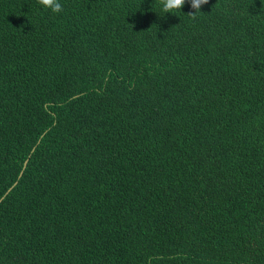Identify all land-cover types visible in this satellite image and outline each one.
Masks as SVG:
<instances>
[{
  "label": "trees",
  "instance_id": "16d2710c",
  "mask_svg": "<svg viewBox=\"0 0 264 264\" xmlns=\"http://www.w3.org/2000/svg\"><path fill=\"white\" fill-rule=\"evenodd\" d=\"M0 0V264H264V0Z\"/></svg>",
  "mask_w": 264,
  "mask_h": 264
},
{
  "label": "clouds",
  "instance_id": "9594fccd",
  "mask_svg": "<svg viewBox=\"0 0 264 264\" xmlns=\"http://www.w3.org/2000/svg\"><path fill=\"white\" fill-rule=\"evenodd\" d=\"M162 12L165 13H175L181 11L185 5L186 0H159ZM191 8L194 10L192 13L188 14L193 20L196 19V14L201 12V7L208 3V0H188ZM37 4L41 6L42 9L50 11L51 13L58 15L63 12V5L60 0H37Z\"/></svg>",
  "mask_w": 264,
  "mask_h": 264
}]
</instances>
